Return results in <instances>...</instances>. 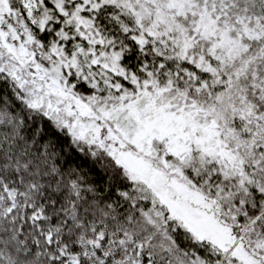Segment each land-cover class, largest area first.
<instances>
[{
	"label": "snow or ice",
	"instance_id": "1",
	"mask_svg": "<svg viewBox=\"0 0 264 264\" xmlns=\"http://www.w3.org/2000/svg\"><path fill=\"white\" fill-rule=\"evenodd\" d=\"M0 264H264V0H0Z\"/></svg>",
	"mask_w": 264,
	"mask_h": 264
}]
</instances>
